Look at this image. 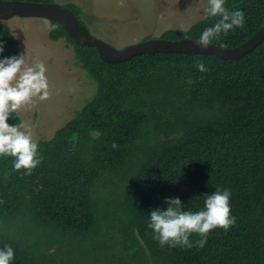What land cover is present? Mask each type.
Here are the masks:
<instances>
[{
	"label": "trees",
	"instance_id": "obj_1",
	"mask_svg": "<svg viewBox=\"0 0 264 264\" xmlns=\"http://www.w3.org/2000/svg\"><path fill=\"white\" fill-rule=\"evenodd\" d=\"M225 2L245 12L243 27L213 41L232 48L264 24V0ZM68 7L80 19L81 8ZM217 19L205 16L162 37L198 39ZM51 22L49 37L73 45L97 90L51 139L37 141L43 159L30 174L13 168L14 157H0V247L14 248L10 264H264V41L236 59L154 52L110 63ZM0 41L4 56L20 53L1 19ZM197 60L206 71L196 68ZM8 122L20 118L13 112ZM106 174L128 181L113 217L97 184ZM217 187L231 189L236 222L227 230H210L204 247L161 246L153 238L149 212L166 207V196H179L196 211ZM116 213L120 230L112 224ZM23 218L61 233L59 240L31 238L15 224Z\"/></svg>",
	"mask_w": 264,
	"mask_h": 264
},
{
	"label": "rangeland",
	"instance_id": "obj_2",
	"mask_svg": "<svg viewBox=\"0 0 264 264\" xmlns=\"http://www.w3.org/2000/svg\"><path fill=\"white\" fill-rule=\"evenodd\" d=\"M61 5L75 4L81 8V21L95 36L117 48L126 47L151 37H162L170 29H189L206 16L208 0H52ZM20 43V53H27L30 61L43 60L47 66L50 96L36 99L33 104L21 107L20 122L32 132L33 139H51L56 130L75 117L96 93V83L85 70L72 44L66 39L52 40L50 30L55 26L42 17L13 16L3 20ZM19 122V123H20ZM106 178V179H105ZM125 178V177H124ZM107 174L97 184L107 198L110 215L124 202L123 192L127 179ZM105 179V180H104ZM100 189V188H99ZM119 214V212H118ZM116 213L113 227L118 230L120 217ZM31 218H23L15 224L31 238L50 244L59 235L48 227H37ZM123 225V224H121ZM120 251L121 233L115 232ZM105 242V240H103ZM109 243V242H108ZM109 245V244H108ZM58 246V245H57ZM57 246L52 247L55 251ZM69 246L76 247L73 243ZM100 248L104 249L102 245ZM66 246L64 250H69ZM85 250V248H84ZM110 252L107 249V253ZM71 257V253L69 252ZM110 255V253H109ZM72 259V257H71Z\"/></svg>",
	"mask_w": 264,
	"mask_h": 264
},
{
	"label": "clouds",
	"instance_id": "obj_3",
	"mask_svg": "<svg viewBox=\"0 0 264 264\" xmlns=\"http://www.w3.org/2000/svg\"><path fill=\"white\" fill-rule=\"evenodd\" d=\"M206 17H218L214 24L205 27L197 43L207 48L211 42L230 30L243 27V9H229L225 0H208ZM181 30H185L181 27ZM4 43L0 41V157L11 156L13 168L24 169L30 174L37 167L42 155L38 143L24 122L10 124L9 116L19 109L31 105L36 99L46 100L50 96L47 66L43 60L30 61L27 53L4 56ZM195 66L206 71V65L197 60ZM116 147V144H113ZM231 189L217 187L206 193L204 206L199 210L186 209L179 196H166L164 206L152 208L149 212L147 227L152 230L153 238L161 246L204 247L210 230L222 227L227 230L236 222L231 211ZM197 233L198 240H190ZM15 260V250L10 244L0 247V264H10Z\"/></svg>",
	"mask_w": 264,
	"mask_h": 264
},
{
	"label": "water",
	"instance_id": "obj_4",
	"mask_svg": "<svg viewBox=\"0 0 264 264\" xmlns=\"http://www.w3.org/2000/svg\"><path fill=\"white\" fill-rule=\"evenodd\" d=\"M13 16L42 17L57 21L78 44L95 47L100 57L110 63L122 62L137 55L154 52L214 54L223 59H236L253 51L264 41L263 24L251 37L232 48H224L213 42L204 48L195 38L174 40L165 37H151L117 48L92 34L70 7L53 1L0 0V19L7 20Z\"/></svg>",
	"mask_w": 264,
	"mask_h": 264
}]
</instances>
